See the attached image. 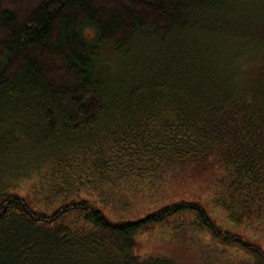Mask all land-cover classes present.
<instances>
[{"label": "trees", "instance_id": "16d2710c", "mask_svg": "<svg viewBox=\"0 0 264 264\" xmlns=\"http://www.w3.org/2000/svg\"><path fill=\"white\" fill-rule=\"evenodd\" d=\"M43 149L49 166L71 168L51 169L55 207L6 178L47 161ZM210 162L222 184L207 203L227 227L196 198L133 216V195L112 189L143 186L148 204L169 167ZM263 198L264 0H0V264H184L139 250L161 227L172 239L190 230L204 264H264L232 229Z\"/></svg>", "mask_w": 264, "mask_h": 264}, {"label": "rangeland", "instance_id": "374dc122", "mask_svg": "<svg viewBox=\"0 0 264 264\" xmlns=\"http://www.w3.org/2000/svg\"><path fill=\"white\" fill-rule=\"evenodd\" d=\"M83 33L86 36H93L95 31L90 26H85ZM94 37V36H93ZM95 40V38L91 39ZM109 51L104 50L101 56L97 59V64L104 65V60H107ZM113 59V56L111 57ZM97 65V67H98ZM29 123L31 124L33 119L29 118ZM26 135L20 136V148L26 149L27 141L24 140ZM15 138V137H14ZM41 153H46L47 150L43 149ZM37 156V155H36ZM70 156V155H68ZM20 158V157H19ZM62 158V157H59ZM80 158V157H79ZM78 158V159H79ZM9 159V160H8ZM7 159V164L11 167L17 160L12 158ZM47 161L39 162L35 160V156L30 161H20L16 164V168L13 166L8 170L6 178H8L9 188L13 193L25 197L33 204L44 205L51 204L54 207L59 205L61 202V195L57 194L58 186L62 184L60 179L55 175L51 169L55 168L57 170V175L62 172H69L71 168L69 163L64 159L61 165H56V167L49 166L48 163L50 158H46ZM52 160V159H51ZM65 164V165H63ZM80 161H76L74 166H79ZM214 164L219 163H207V165L189 167L186 166H171L166 171H164L158 181L155 182L156 186L153 187L154 191L157 192L156 201H152L147 204L144 200L140 199L139 193L142 191V187L133 188L131 184L124 187H114L115 191H122V196L127 192L130 196L133 195L134 203L131 206L133 211L131 212L133 216L143 215L154 208H157L158 204L172 203L180 199L196 198V201H202L206 204V208L213 212L215 216H220L221 225H224L226 220V211L222 208V211L212 210L211 206L207 203L208 199L217 190L216 186H221L219 179L222 175V170L220 166H215ZM204 167V168H203ZM59 168V169H58ZM75 180L79 183V178H70V182L73 183ZM77 183H75L76 185ZM84 184V183H82ZM81 184H79L80 187ZM85 191V188L82 189ZM95 195V193L93 194ZM74 196V194L72 195ZM97 196V195H96ZM51 198L50 200H48ZM98 198V196H97ZM257 200H261L259 197ZM245 212V213H244ZM244 212L240 215L243 220L241 225L232 224L231 227L239 235L244 236L246 240H249L253 244H257L264 249V198L261 204L256 207L246 208ZM189 236L186 239H172L168 236L171 235L163 230V227L150 230L142 234L138 241L139 250L146 253H158V251H165L172 255H175L184 264H204L203 259L205 250L203 246L197 240L192 238L191 231L188 230ZM209 242H206L208 244ZM223 246L214 245L210 252H217L222 250ZM238 258L245 257L246 254L241 251L233 252ZM231 254V251L229 252ZM204 256V257H203Z\"/></svg>", "mask_w": 264, "mask_h": 264}]
</instances>
